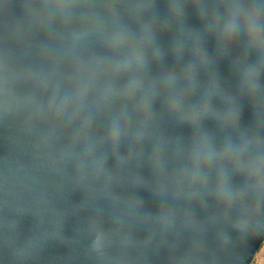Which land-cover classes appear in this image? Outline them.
Returning <instances> with one entry per match:
<instances>
[{
	"label": "water",
	"instance_id": "obj_1",
	"mask_svg": "<svg viewBox=\"0 0 264 264\" xmlns=\"http://www.w3.org/2000/svg\"><path fill=\"white\" fill-rule=\"evenodd\" d=\"M263 243L264 0H0V264Z\"/></svg>",
	"mask_w": 264,
	"mask_h": 264
},
{
	"label": "rangeland",
	"instance_id": "obj_2",
	"mask_svg": "<svg viewBox=\"0 0 264 264\" xmlns=\"http://www.w3.org/2000/svg\"><path fill=\"white\" fill-rule=\"evenodd\" d=\"M251 264H264V243L255 255V258Z\"/></svg>",
	"mask_w": 264,
	"mask_h": 264
}]
</instances>
